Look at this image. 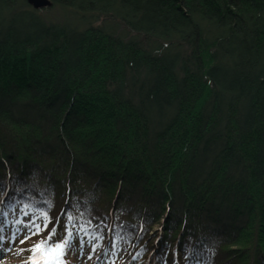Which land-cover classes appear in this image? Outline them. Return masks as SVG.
Listing matches in <instances>:
<instances>
[{"label":"trees","instance_id":"1","mask_svg":"<svg viewBox=\"0 0 264 264\" xmlns=\"http://www.w3.org/2000/svg\"><path fill=\"white\" fill-rule=\"evenodd\" d=\"M51 1L0 0V212L264 264V0Z\"/></svg>","mask_w":264,"mask_h":264},{"label":"snow or ice","instance_id":"2","mask_svg":"<svg viewBox=\"0 0 264 264\" xmlns=\"http://www.w3.org/2000/svg\"><path fill=\"white\" fill-rule=\"evenodd\" d=\"M51 207L52 205L49 203L48 209L50 210ZM25 208H28V206L25 205ZM23 214L25 217L29 216L28 211H24ZM0 216L6 217L7 213L0 212ZM73 219L71 214L67 215V222L64 225L62 233L58 232V226L60 224L59 217L56 218V223L48 231V226L52 223V218L48 211H38L26 221L23 219L10 221L6 218L0 220V251L4 250L5 245L8 246V250L10 251L11 246L16 244L17 240H19L20 244H23L33 236H38L41 232L47 231V236L41 238L28 249L31 254L25 261V264H67L64 257L77 246L80 254L83 255L86 244L91 249L88 253V259L91 260L93 254H96L97 250L101 249V245L97 241L102 240L103 236L96 231L90 232L83 224L74 231L76 225L73 223ZM38 220H41L42 224L37 222ZM9 225H11V233L9 236H6L5 229ZM21 233H23V238H20ZM120 239L123 238L117 233L116 240L119 241ZM117 250V243L113 242L111 245V256H116ZM20 251L22 253L25 250L21 249ZM102 251L104 257L109 256V251L106 248L102 249ZM140 254L137 253L132 257V260H136ZM96 259L101 260V256L97 255ZM111 264H115V261L112 260Z\"/></svg>","mask_w":264,"mask_h":264},{"label":"rangeland","instance_id":"3","mask_svg":"<svg viewBox=\"0 0 264 264\" xmlns=\"http://www.w3.org/2000/svg\"><path fill=\"white\" fill-rule=\"evenodd\" d=\"M26 3L34 10H43V9H47L50 6H46V7H41V8H34L32 7L26 0ZM57 18H72V15L70 13H59ZM78 101V100H77ZM76 103V104H75ZM73 106L74 111L77 114V120L79 119V114H80V105L77 104V102H75ZM73 120H75L73 118ZM73 120L70 121L72 122L71 124H73ZM96 129V127H95ZM2 196L0 195V202H1ZM7 219V220H15L13 217L12 213H8L6 217H2L0 216V220L3 219ZM29 219V218H28ZM27 220V219H26ZM25 220V221H26ZM39 222V220L37 221ZM40 223V222H39ZM64 229V226H63ZM62 229V232H63ZM155 229V228H154ZM11 233V225H9L6 229H5V235L9 236ZM81 235H83V233H81ZM47 236V233H45L43 236H41L40 238H43ZM20 238H23V233H21ZM33 237L29 240H27L25 243L20 244L19 240L16 241V244L11 246V250H8V246L5 245L4 246V250L0 251V264H25V261L28 259V257L30 256V252L28 251V249L31 248V243ZM89 245H85V250H84V254L81 255L78 246L76 248H74L73 250H71L65 257V261L67 262V264H111V261L114 260L115 264H137L138 260H132V257H125L123 259H119L116 256H111V250L109 251V256L108 257H104L103 256V252L97 253L96 255L93 256V258L91 260L87 261V257H88V253H89ZM21 249H24L25 251H23L21 253ZM100 255L101 256V260H97L96 256ZM25 258H24V257ZM24 258V259H23Z\"/></svg>","mask_w":264,"mask_h":264},{"label":"water","instance_id":"4","mask_svg":"<svg viewBox=\"0 0 264 264\" xmlns=\"http://www.w3.org/2000/svg\"><path fill=\"white\" fill-rule=\"evenodd\" d=\"M27 2L34 8H41L51 6V0H27Z\"/></svg>","mask_w":264,"mask_h":264}]
</instances>
